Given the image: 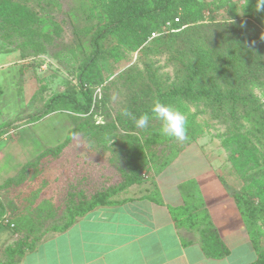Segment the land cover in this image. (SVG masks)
Segmentation results:
<instances>
[{
  "label": "rangeland",
  "instance_id": "1",
  "mask_svg": "<svg viewBox=\"0 0 264 264\" xmlns=\"http://www.w3.org/2000/svg\"><path fill=\"white\" fill-rule=\"evenodd\" d=\"M11 1L26 6L31 15H0V160L4 150L22 136L23 128L33 129L45 120L43 130L56 129V134L63 129L59 112L42 118L44 105L57 93L77 90L76 74L92 49L93 32L113 17L127 16L143 4L152 5L154 0ZM199 1L212 4L202 7L201 16L189 19L188 23L191 28L201 27L206 35L204 40L209 39L207 48L214 47L227 55L225 43L232 36L230 26L241 28L246 36L254 28L264 35V20L251 15L230 16L229 5L213 9L221 0ZM233 3L241 16L240 8L246 1ZM144 27L146 20H138L131 29L103 39V53L94 68L100 79L92 86L96 106L89 119L101 128L79 129L66 143L48 149L36 162L31 160L30 164H35L23 171L21 167L13 178L0 184V263L8 260V247H15L19 241L37 244L51 227L61 226L67 219L70 200H76L80 193L88 198L123 184L130 176L153 184L154 170L168 160L173 161L191 144L215 166L230 194L246 191L253 203L264 208V192L259 189L264 185V140L252 135L254 128L246 120L223 123L204 103L177 98L172 106L185 114L194 132L192 139L178 142L162 136L160 122L151 117L148 127L141 129L121 114L124 108H130L133 99L152 102L150 93L145 99L141 96V86L149 87L151 92L178 86L184 78L183 61L193 60L195 54L203 51L196 46L192 52L187 50L188 31L173 42L150 38L142 42ZM128 67L130 76L125 79L122 71ZM249 90L264 106V76ZM49 117L52 118L46 121ZM85 118L89 117L78 115L76 121ZM232 131L246 134L257 148L254 162L246 163L240 172L232 160L238 148L229 141ZM148 138L156 141L146 143ZM141 183L125 187L124 190L131 188L125 194ZM248 227L259 237L264 257V211L255 214L254 225L248 223Z\"/></svg>",
  "mask_w": 264,
  "mask_h": 264
},
{
  "label": "trees",
  "instance_id": "2",
  "mask_svg": "<svg viewBox=\"0 0 264 264\" xmlns=\"http://www.w3.org/2000/svg\"><path fill=\"white\" fill-rule=\"evenodd\" d=\"M245 1L246 4L240 8L242 11L241 16L237 14V7L236 5L234 6L235 3H233L234 0H221L218 4H215L213 9L219 10L229 5L231 12L230 16L248 18L251 15V17L259 21L264 20L263 12L257 11V14H253V11L256 9L257 0ZM211 4L212 3L209 1L205 2L199 0H154L152 5L146 3L143 4L142 8L133 10L130 14H127V16H120L121 14L115 16L104 27L95 30L90 41L92 49L79 64V70L76 74L77 90L72 89L53 95L49 101L45 103L42 114L43 118L52 112H66L71 117L72 124L76 123V125H73L72 129L68 131L67 137L62 143L54 147L46 148L37 155L33 161L36 162L48 149L57 148L61 144L66 143L69 136L81 128L87 131L101 128L100 126L90 123L89 119L93 107L96 106L92 86L98 83L100 79H98L94 73V68L103 53V39L106 38L107 35L115 32L131 29L132 25L138 22V20H146V27H144V32L140 35V40L142 42L147 38H150L152 41L173 42V40L181 37L182 34L188 31L190 37L187 42V50L192 52L193 46L203 50L201 53L195 54L193 60L187 59L183 61L184 78L178 86L167 89L157 88L155 92H151L149 87L141 86L139 92L141 96H144V99L149 95L148 93H150L153 95L151 99L152 102L156 98L170 105H172L177 98L202 102L208 109L216 113L215 116L223 123L241 119L246 120L254 128L251 131L252 135L264 140V106L249 90L251 86L257 85L264 76V35L254 28L255 30H248L250 35L248 34V36H246L241 28L230 26L232 36L226 39L225 43L226 49H228L227 55L221 50H216L214 47L207 48L209 39L204 40L206 35L201 31V27L194 26L191 28L188 20L198 19L199 16H201L200 9ZM10 12H20L25 16L31 15V12L26 6L11 0H0V15L9 14ZM166 23H170L171 30L165 32L163 26ZM152 33H156V36L151 37ZM130 69L131 67H128L122 71V76L125 77V79L129 78L130 73L128 71H130ZM152 102L146 103L140 102V99H133V103L129 110L136 116L148 112L151 117L150 106ZM223 110L227 112H223ZM78 115H86V117L88 116L89 118H85L83 121L77 123L76 119ZM128 120L132 121L129 118ZM155 135H158V133ZM193 137L194 132L191 130V123L188 122V139L190 140ZM151 141L154 142L156 139L148 138L145 140L146 143ZM229 141L236 144L238 147L233 152L234 157L232 160L236 163L235 167L237 171L240 172L246 163L254 162L257 148L248 141L246 134L239 131L230 132ZM236 153L237 155H235ZM171 161L172 160H168L160 164L154 170V175L160 173ZM30 163L31 161L25 163L21 170L23 171L25 168L35 164ZM22 174L24 173L20 172V175ZM13 177H9L6 180ZM153 178L151 179L152 183H154ZM220 179L223 183L225 182L222 177H220ZM141 181L142 179L137 176H130L123 184L95 192L88 198L80 193V196H78L76 200L74 199L75 201L73 199L70 200V205L67 208L66 221L61 226L51 227L50 230L64 231L77 217L84 215L97 206H104L116 202L111 199L112 196L124 190L128 185L141 183ZM180 187L184 204L170 208L173 219H175L179 225H184L189 228H195L203 222L205 224V229L203 230L205 242L210 245L208 249L209 254L220 256L222 249L224 251L226 250L223 246L222 249L219 247L221 244L218 237L207 220L208 215L202 208L204 204L198 184L193 180H189ZM263 188L264 185L262 184V188H259L260 192H264ZM147 197L158 203L161 202V200L158 199L159 191L155 184ZM232 197L239 211L244 216L246 223L248 222L254 225L255 214L263 212L264 208L258 207L253 203L247 196L246 191L233 192ZM14 230H17V228L15 227ZM249 233L257 255L256 259L251 264H264V257H262L260 251L259 237L254 235L250 228ZM35 245L34 241L28 243L19 241L15 247H8L6 249L8 260L0 264H15L27 251L32 250ZM215 251H220V253Z\"/></svg>",
  "mask_w": 264,
  "mask_h": 264
},
{
  "label": "crops",
  "instance_id": "3",
  "mask_svg": "<svg viewBox=\"0 0 264 264\" xmlns=\"http://www.w3.org/2000/svg\"><path fill=\"white\" fill-rule=\"evenodd\" d=\"M257 13L255 9L253 14ZM59 113L64 126L56 134V129L43 130L45 120L33 129H21L22 136L3 152L0 184L46 148L66 139L72 120L68 113ZM189 180L198 184L207 220L219 247L226 250L220 256L209 254L203 222L189 228L172 217L170 208L184 204L180 186ZM153 181L135 185L130 194L125 192L131 188L116 193L111 197L116 202L77 217L64 231H49L15 264H251L256 259L244 216L199 148L191 144L183 149ZM154 184L159 203L147 197Z\"/></svg>",
  "mask_w": 264,
  "mask_h": 264
},
{
  "label": "clouds",
  "instance_id": "4",
  "mask_svg": "<svg viewBox=\"0 0 264 264\" xmlns=\"http://www.w3.org/2000/svg\"><path fill=\"white\" fill-rule=\"evenodd\" d=\"M256 10L264 12V0H257ZM151 118L160 122V133L166 138L184 142L188 138V121L183 112L174 106L167 104L156 98L150 106ZM131 119L137 128H147L150 120L148 112L136 116L128 108H124L121 113Z\"/></svg>",
  "mask_w": 264,
  "mask_h": 264
},
{
  "label": "built area",
  "instance_id": "5",
  "mask_svg": "<svg viewBox=\"0 0 264 264\" xmlns=\"http://www.w3.org/2000/svg\"><path fill=\"white\" fill-rule=\"evenodd\" d=\"M177 20V19H175ZM163 30L166 32V31H169L171 30L170 29V23H166L164 26H163ZM173 30V29H172ZM152 36H156V33H152Z\"/></svg>",
  "mask_w": 264,
  "mask_h": 264
}]
</instances>
